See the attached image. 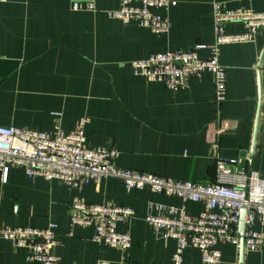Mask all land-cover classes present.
I'll return each instance as SVG.
<instances>
[{
    "label": "crops",
    "instance_id": "0c3cea01",
    "mask_svg": "<svg viewBox=\"0 0 264 264\" xmlns=\"http://www.w3.org/2000/svg\"><path fill=\"white\" fill-rule=\"evenodd\" d=\"M159 13L171 23L169 33L155 35L135 23L111 19L116 1L99 0L95 11L72 10V0H7L0 4V126L54 134L71 133L85 118L87 145L110 146L119 153L118 167L194 183L215 180L217 156L239 160V169L264 177V62L262 110L253 159L259 107L258 64L264 52V28L255 41L221 47L226 69V100L215 101L209 72L191 78L176 92L164 84L134 74L131 63L151 54L190 50L215 41L213 4L228 9L246 7L264 13V0H172ZM246 31L227 25L228 35ZM201 59L209 51H198ZM0 229L57 225L60 244L53 254L61 264H169L176 241L157 237L145 222L150 204L185 208L197 216L200 203L153 193L127 192L119 179H103L81 189L63 182L30 179L11 169L0 183ZM76 200L129 207L135 217L118 225L131 236L132 247L121 252L93 242V228L69 227V210ZM264 232L257 221L253 228ZM72 233V236H70ZM221 264H240V253L219 245ZM0 264H38L0 240ZM184 264H203L199 250L188 248ZM244 264H264L261 252L245 253Z\"/></svg>",
    "mask_w": 264,
    "mask_h": 264
},
{
    "label": "built area",
    "instance_id": "2783aa9c",
    "mask_svg": "<svg viewBox=\"0 0 264 264\" xmlns=\"http://www.w3.org/2000/svg\"><path fill=\"white\" fill-rule=\"evenodd\" d=\"M99 0H72V10L95 11ZM116 1L118 9L108 13L111 19L128 25L135 23L155 35L169 33L171 23L159 11L176 5L172 0H105ZM7 0H0V4ZM215 41L210 46L198 45L190 50L165 51L151 54L146 60L131 63L133 72L149 82H159L173 92L187 86L191 78H200L209 72L214 78L217 105L226 100L227 74L220 62L221 47L227 44L255 41L258 31L264 28V13L246 7L228 9L223 3L213 4ZM242 24L246 31L228 35L227 25ZM208 50L209 57L201 59L200 50ZM81 119L73 132L58 130L54 134L16 127L0 126V183L6 185L11 169L24 171L30 179L42 178L48 182H63L71 189H81L103 179H119L127 192L149 189L182 199L184 203L203 205L197 216L188 215L185 208L163 204H150L145 222L161 239L176 241V250L169 264H184L188 248L200 251L203 264H221L219 245H233L241 250L239 226L242 212L246 231L245 253L264 249V232L255 231L258 221L264 227V177L255 171L239 169V160L217 156L216 176L210 183L174 180L149 173L133 171L115 164L119 153L110 146L91 148L87 145L85 126ZM2 197L0 196V203ZM135 217L129 207L90 204L76 200L69 210V227L93 228V242L121 252L124 257L132 247L129 234L118 231V225ZM57 225L50 223L44 229L32 227H5L0 229V240L12 243L15 252H22L29 262L61 264L53 254L60 244L56 236ZM72 236V233H70Z\"/></svg>",
    "mask_w": 264,
    "mask_h": 264
},
{
    "label": "water",
    "instance_id": "95a60500",
    "mask_svg": "<svg viewBox=\"0 0 264 264\" xmlns=\"http://www.w3.org/2000/svg\"><path fill=\"white\" fill-rule=\"evenodd\" d=\"M263 62H264V52L262 53L260 60H259V64H258L259 107H258V113H257V118H256V123H255L254 141H253V145L251 148L250 160L253 159V156L256 150L257 135H258V129H259L261 110H262L263 94H262L261 73H262ZM246 215H247V211L244 210L242 212L241 223L239 226V237L241 239L240 264H244V258H245L244 242H245V231H246V223H245Z\"/></svg>",
    "mask_w": 264,
    "mask_h": 264
}]
</instances>
